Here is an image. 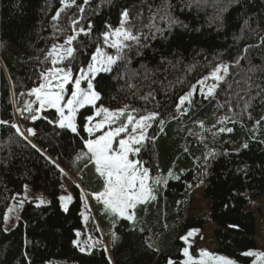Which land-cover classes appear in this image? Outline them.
Here are the masks:
<instances>
[{"label": "trees", "instance_id": "obj_1", "mask_svg": "<svg viewBox=\"0 0 264 264\" xmlns=\"http://www.w3.org/2000/svg\"><path fill=\"white\" fill-rule=\"evenodd\" d=\"M125 10L126 26L139 43L127 41L126 58L111 72L97 74L93 83L101 93L99 105L115 110L127 105L140 115L158 112L165 121L162 131L158 121L152 122L148 136L155 140L140 153L150 175L162 182L154 186L155 200L137 205L135 222L112 216L92 195L104 185L83 155V139L89 138L83 125L95 112L92 106L77 113L80 136L43 118L26 119L31 114L19 111L35 99L28 93L41 82L40 72L51 67L46 59L50 46L78 33L73 61L77 74L104 44L102 33L120 26ZM89 23L91 33L80 34ZM221 64L229 73L215 95L205 99L198 81H209ZM194 85L197 91L189 109L177 111L179 98ZM42 116L54 119V109ZM262 117L264 0H75L67 5L63 0H0V120L8 122L0 124V264L52 259L109 264V257L111 264L176 263L184 258L186 243L181 238L207 223L214 225L216 252L238 264H254L256 257L243 253L258 251L257 213L251 200L264 196ZM245 143L247 148L242 147ZM201 170L206 173L204 196L211 204L207 218L189 216V192ZM66 173L76 180L67 211L59 199ZM27 184L43 191L49 202L39 207L28 202L17 226L6 232V212ZM86 200L94 234H103L107 243L90 253L77 243ZM114 234L119 237L115 241Z\"/></svg>", "mask_w": 264, "mask_h": 264}, {"label": "snow or ice", "instance_id": "obj_2", "mask_svg": "<svg viewBox=\"0 0 264 264\" xmlns=\"http://www.w3.org/2000/svg\"><path fill=\"white\" fill-rule=\"evenodd\" d=\"M87 2L88 0H85V3ZM80 10L83 11V8ZM121 15L122 20L119 28L102 33L104 44L110 49H115L116 55H111L100 46H97L86 68L82 66L78 69V73L74 74L73 61L76 60V52L78 51V48L74 46V41L77 40V35L67 37L63 45H53L46 56L52 66L40 72L41 82L28 93L29 96H34L35 99L29 101L25 108L19 111L22 115L25 111L31 114L30 117H25L26 119L30 118L32 121H36L43 118L61 130H67L76 136H80V127L76 119L77 113L86 105L95 108L93 115L85 117L83 131L88 133L89 138L83 139V148L86 149L83 155L87 156L94 165L95 172L103 178L104 185L103 191L92 195L94 199L103 203L105 210L112 216L122 221L135 222L137 205L155 200L154 186L162 182L160 177L153 178L150 175V169L139 158L140 153L150 140H155L154 136L149 137L147 135V130L152 127V122L158 121L162 131L165 121L158 112L140 115L138 109L130 108L127 105L117 110L109 109L103 105H96V102L101 99V93L96 90L93 83L97 74L111 72L118 61L126 58L125 50L130 48V45L126 43L127 41L139 43V37L133 35L130 29L125 27L129 18L127 10ZM58 16L59 12L53 19H57ZM106 28H111V26L106 25ZM91 31V23H89L87 30L84 28L79 29V33L86 36ZM254 70L250 69V71ZM228 73L229 68L227 65L216 66L211 73V79L216 83L206 86L205 80L208 77L198 81L200 94L205 99L213 97L220 82L224 80ZM85 82L86 87H82V83ZM70 85L71 87H69ZM196 91L197 88L194 85L187 95L179 98V103L176 105L177 111L182 113L186 111L184 106L186 103L191 104V97ZM229 107L231 106L229 105ZM248 107L249 104L246 102L245 109ZM47 109H54V119L42 116V113ZM96 117H100V119L97 120ZM224 119H227V117L222 118L220 122L223 123ZM261 119L264 120V117ZM7 123V121L0 120V124ZM256 123L259 125L260 121L258 120ZM11 127L15 128L19 135H24L18 125L12 124ZM201 127H203L202 123ZM225 131L232 132L233 129H219V132ZM27 132L29 135L35 134L31 128L27 129ZM24 138L27 139V137ZM32 147L35 148L36 145H32ZM242 147L247 148L248 144L245 143ZM37 150L39 151V149ZM80 158L77 157V159ZM57 167L59 166L57 165ZM61 171L63 170L61 169ZM169 175L171 176L172 173L169 172ZM175 178L179 179L178 176ZM163 182L167 183L166 180ZM59 199L70 201L72 197L61 196ZM23 203V201H20L19 206L21 208ZM44 203L46 202L41 199L37 207ZM64 210L67 211L66 206ZM193 231H189L181 239L187 241L193 235ZM77 235H80V233H77ZM118 238L114 234V241ZM81 251H85V248H81ZM183 255L186 259L182 264H235L233 260L227 257L218 256L206 250L201 251L199 259H194L188 248L183 249ZM243 255L255 256L256 261L254 264H264V252L248 251ZM109 264H111L110 257ZM168 264H173V261L169 260Z\"/></svg>", "mask_w": 264, "mask_h": 264}, {"label": "rangeland", "instance_id": "obj_3", "mask_svg": "<svg viewBox=\"0 0 264 264\" xmlns=\"http://www.w3.org/2000/svg\"><path fill=\"white\" fill-rule=\"evenodd\" d=\"M63 3L65 5L71 4V3H73V0H63ZM125 27L129 28L126 25H125ZM130 31L132 32L131 29H130ZM132 34H133V32H132ZM63 43H56L53 45L60 46V45H63ZM52 46H50L48 48V51L51 50ZM100 47L104 51L108 52L109 54L116 55L115 49H109L105 44L101 45ZM214 83H216V81H213V79L210 78L209 81L207 80V82H205V85L211 86ZM82 87H86V82L82 83ZM188 93H186L185 95H187ZM192 97H191V100H192ZM98 103H99V100L96 102V105L100 106ZM87 106H90V105H86L85 107H87ZM184 107L186 108L185 112H187V110L189 109V104L186 103ZM94 110H95V108H94ZM112 110H115V109H112ZM185 112H183V113H185ZM96 119L98 120V119H100V117H96ZM94 122H95V120L93 121V123ZM149 130H150V128L147 130V135H148ZM97 135H99V133H97ZM74 183H76L74 176L67 174V173L64 174V176L62 177L63 192L60 194V197L61 196H71L73 198L72 185ZM205 183H206V173L204 170H201L200 174H199L198 182L192 187V189L189 192V197L192 200V205H191V209L189 211V216H193V217L197 216V217H202V218H207L209 216L211 204L208 200H206V198L204 196V185H205ZM41 199H43L46 203L49 202L48 196L43 191H36V190H34V188L31 185L27 184L24 188L23 193L17 194L13 198V200L10 204V207L8 208V210L6 212V216L4 218V225H3L4 230L6 232H10L11 230H13L17 226V224L20 220L21 212H22L24 206L28 202L34 201L38 204ZM20 201L24 202L22 208L19 206ZM70 201L69 200L61 201L63 208L65 206L68 207ZM251 201H252L251 207L257 213L256 241H257L258 251H256V252H264V196H261L258 199L252 198ZM46 203H44V204H46ZM10 209H11V211H10ZM83 212H84V225H83V228L78 231V233H80V235H78V240H77L78 245L81 248H85V251H83L85 253H90L93 250V248H95V247H98V248L106 247L107 243L104 239L103 234H101L99 237L94 234L93 224L91 222L92 211H91V208H90L87 200H86V203L84 202V204H83ZM85 242H87V243H85ZM185 243H186L185 248L189 249V253H190V255L193 256L194 259H199L201 251L206 250L212 254L227 257V258L233 260L235 262V264H238V262L234 258L225 256V255H222V254H219L218 252H216V240L214 237V225L212 223H207L202 230L193 231V235L191 237H189L188 240L185 241ZM185 259H186V257L184 256V258L181 261L173 263V264H182V262ZM43 264H79V263L69 262L67 260L52 259V260H50L46 263H43Z\"/></svg>", "mask_w": 264, "mask_h": 264}]
</instances>
